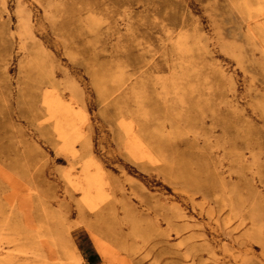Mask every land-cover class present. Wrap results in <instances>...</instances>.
I'll use <instances>...</instances> for the list:
<instances>
[{
    "label": "rangeland",
    "instance_id": "rangeland-1",
    "mask_svg": "<svg viewBox=\"0 0 264 264\" xmlns=\"http://www.w3.org/2000/svg\"><path fill=\"white\" fill-rule=\"evenodd\" d=\"M208 178L264 203V0H0V264H137Z\"/></svg>",
    "mask_w": 264,
    "mask_h": 264
},
{
    "label": "bare ground",
    "instance_id": "bare-ground-1",
    "mask_svg": "<svg viewBox=\"0 0 264 264\" xmlns=\"http://www.w3.org/2000/svg\"><path fill=\"white\" fill-rule=\"evenodd\" d=\"M177 170V174L183 171ZM206 184L192 188L190 197L199 196L207 203H183L185 208L190 207V213H195L197 222L173 210H150L145 206L139 220L154 221L156 227L161 222L165 230L153 232L149 226L142 229L138 223L130 222V236L140 242L137 264H264V203H242L237 197L217 199L213 181L208 178ZM222 195L225 197V193ZM110 221L99 218L98 228L108 226ZM170 240L181 241L173 247ZM95 245L110 252L106 246ZM254 251H259L258 257Z\"/></svg>",
    "mask_w": 264,
    "mask_h": 264
}]
</instances>
